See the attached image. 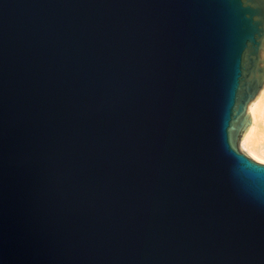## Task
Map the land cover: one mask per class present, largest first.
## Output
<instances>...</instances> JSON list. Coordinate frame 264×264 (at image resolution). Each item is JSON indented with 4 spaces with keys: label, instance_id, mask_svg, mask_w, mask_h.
Wrapping results in <instances>:
<instances>
[{
    "label": "water",
    "instance_id": "water-1",
    "mask_svg": "<svg viewBox=\"0 0 264 264\" xmlns=\"http://www.w3.org/2000/svg\"><path fill=\"white\" fill-rule=\"evenodd\" d=\"M263 51L264 0H0V264H264Z\"/></svg>",
    "mask_w": 264,
    "mask_h": 264
},
{
    "label": "bare ground",
    "instance_id": "bare-ground-1",
    "mask_svg": "<svg viewBox=\"0 0 264 264\" xmlns=\"http://www.w3.org/2000/svg\"><path fill=\"white\" fill-rule=\"evenodd\" d=\"M246 110L250 116V124L240 139V148L264 161V140L257 138L258 130L264 129V81L262 88L248 102Z\"/></svg>",
    "mask_w": 264,
    "mask_h": 264
},
{
    "label": "rangeland",
    "instance_id": "rangeland-1",
    "mask_svg": "<svg viewBox=\"0 0 264 264\" xmlns=\"http://www.w3.org/2000/svg\"><path fill=\"white\" fill-rule=\"evenodd\" d=\"M263 53H264V51L262 52V55L264 57ZM257 138H259L260 140H264V129L258 130V137ZM240 151L242 153H244L246 156H248L249 158H251L252 160H254V161L258 162V163L264 164V161H260V160L256 159L255 157L251 156L246 150L240 148Z\"/></svg>",
    "mask_w": 264,
    "mask_h": 264
}]
</instances>
